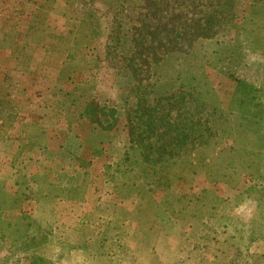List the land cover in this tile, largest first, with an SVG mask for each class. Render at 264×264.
Wrapping results in <instances>:
<instances>
[{"label":"rangeland","instance_id":"374dc122","mask_svg":"<svg viewBox=\"0 0 264 264\" xmlns=\"http://www.w3.org/2000/svg\"><path fill=\"white\" fill-rule=\"evenodd\" d=\"M34 56L63 63L104 176L54 201L45 173L69 156L22 173L35 148L1 95L0 264H264V235L244 242L264 218V0H0L1 69L44 88Z\"/></svg>","mask_w":264,"mask_h":264},{"label":"crops","instance_id":"0c3cea01","mask_svg":"<svg viewBox=\"0 0 264 264\" xmlns=\"http://www.w3.org/2000/svg\"><path fill=\"white\" fill-rule=\"evenodd\" d=\"M15 60H18V58H14V60L10 58L6 70L0 67V88L3 89L4 82L9 87L6 94H1L0 90V96L3 95L9 101L18 103L16 104L18 112L10 129H16L20 142L26 140V143L34 145L35 148L32 149V152L27 151L26 156L23 157L27 169L22 173L29 175V173L34 174L38 173L39 170L48 169V167L52 169L54 164L51 166L52 159L48 155H51L52 152L62 151L69 156L67 164L61 165L56 173L52 171L45 173L47 182L52 184L51 192L64 193L56 197L54 201L57 202L61 199L63 202L76 203L77 200L82 199L81 194L84 195L88 192L98 194L99 187L96 184L93 185L91 181L99 177L102 182L101 174L104 175L99 168L104 159V152L79 154L78 151L92 144L94 136L97 133L101 135V132L99 129H94V125L90 127V123L81 115L65 118L66 111L69 107L72 108L73 105L71 104L74 103H71L72 100L68 98L71 92H67L59 86L63 63L52 59L42 60L35 56L30 58V62L27 64L30 66L28 69L29 74L34 72L41 77L44 75L50 77L49 81L47 80L48 85L46 84L42 88V84L39 86V80L34 79V77V83H27V81L20 78L23 72L17 67ZM43 68H47V71L43 72ZM50 70L52 71L51 74H49ZM14 76H18L23 83L18 80V82L14 81L11 84L10 81L13 80ZM12 85H15L16 88L19 87L18 90L12 89ZM24 101L30 103L26 106L21 105L20 103ZM61 103L64 105H61ZM85 125L89 127L86 132L83 131ZM13 142H15V139ZM32 160H37V163L30 172L28 166ZM65 166H67V172L59 173L60 170H66ZM101 191L102 189L98 192ZM76 196L78 198L74 200Z\"/></svg>","mask_w":264,"mask_h":264},{"label":"trees","instance_id":"16d2710c","mask_svg":"<svg viewBox=\"0 0 264 264\" xmlns=\"http://www.w3.org/2000/svg\"><path fill=\"white\" fill-rule=\"evenodd\" d=\"M119 34H120V31L118 32V33H116V34H114L115 36H117V39H119L118 38V36H119ZM120 37V36H119ZM120 54H122V53H120ZM122 55H125L124 54V52H123V54ZM128 56L130 55V52H129V54H127ZM126 58H127V56H126ZM126 58H124V61H127V62H129V63H131V62H133L131 59H126ZM131 58V57H130ZM124 72H125V70H124ZM246 85V84H245ZM141 87V86H140ZM183 89H186V90H188V88L184 85L183 86ZM155 91L158 93V95L156 96V103H161V102H163V98H162V96H161V91H160V89L157 87L156 89H155ZM254 115V114H253ZM260 180H261V185H263L264 186V180H262V174H261V178H260ZM258 197H260V194H259V196ZM261 197L262 198H264V192H263V194L261 195ZM253 222H256L254 219L252 220ZM259 221L262 223V224H260V223H258V224H253L252 223V228L250 229V233H249V236H247L246 238H245V240H244V242H247L248 241V243L250 242V241H252V240H257V239H259L260 237H262V235H264V218L263 217H259ZM241 238V237H240Z\"/></svg>","mask_w":264,"mask_h":264}]
</instances>
